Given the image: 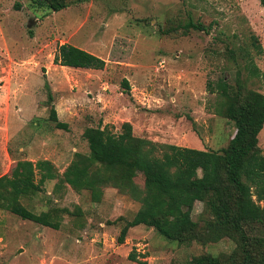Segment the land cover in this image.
Returning a JSON list of instances; mask_svg holds the SVG:
<instances>
[{
  "label": "rangeland",
  "instance_id": "374dc122",
  "mask_svg": "<svg viewBox=\"0 0 264 264\" xmlns=\"http://www.w3.org/2000/svg\"><path fill=\"white\" fill-rule=\"evenodd\" d=\"M68 2L66 9L53 12L33 0H0V176L33 156L16 154L24 135L37 134V127L50 140L47 153L58 149L65 155L59 160L62 168L54 165L57 176L73 160V148L88 154L81 136L88 122H76L69 132L56 129L48 117L52 102L46 72L56 65L54 54L64 43L105 60L103 79L114 86L107 104L112 108L121 98L131 109L134 136L154 142L218 151L235 132L233 123L217 114L223 103L218 82L223 79L230 91L240 86L264 94V58L254 47L264 49L260 0ZM190 23L203 30L188 27ZM123 81L130 91L119 97ZM68 91L81 90L72 85ZM115 120L116 125L111 123ZM120 124L112 117L106 126L118 133ZM259 146L264 155V127ZM34 181L39 182L37 174ZM57 182L45 181L41 191L20 202L35 214L54 212L58 230L0 210V264H190L207 256L237 264L245 258L238 235L211 239L204 226L211 216L201 202L194 203L191 213L200 228L195 239L169 240L140 225L130 228L119 244L125 220L140 203L113 188L103 189L100 202H92L88 191L56 187ZM250 235L264 236V226L254 224Z\"/></svg>",
  "mask_w": 264,
  "mask_h": 264
},
{
  "label": "trees",
  "instance_id": "16d2710c",
  "mask_svg": "<svg viewBox=\"0 0 264 264\" xmlns=\"http://www.w3.org/2000/svg\"><path fill=\"white\" fill-rule=\"evenodd\" d=\"M33 3L45 5L53 12L69 6L68 0H33ZM260 3L264 6V0ZM188 27L203 30L192 23ZM254 47L264 58V49L256 44ZM53 62L73 69L105 67L100 57L68 43L58 46ZM217 89L223 99L217 114L231 121L235 128L226 147L209 151L154 142L134 136L132 125L127 122L121 124L118 133L107 126L101 128L100 124L88 125L81 134L88 154L76 152L62 175L57 176L50 161L38 160L17 161L9 173L0 176V210L58 230V221L51 218L54 212L32 213L20 199L41 191L45 181L55 179L56 187L67 184L77 193L88 191L92 202L97 203L103 189L113 188L140 203V208L130 220H125L120 230L117 242L123 244L128 230L140 225L153 228L169 240L195 239L200 228L191 213L194 203L201 202L211 216L204 226L212 240L236 234L241 242L239 250L245 254L243 262L237 264H264V236L250 235L254 224L264 226V207L259 204L264 202V155L259 146V134L264 127V94L240 86L230 91L223 79ZM122 90L124 94L130 91L126 81L122 82ZM48 100L52 101L50 95ZM49 119L56 129L68 130L67 124L57 121L53 109ZM36 174L38 183L34 181ZM190 264L221 263L207 256Z\"/></svg>",
  "mask_w": 264,
  "mask_h": 264
},
{
  "label": "crops",
  "instance_id": "0c3cea01",
  "mask_svg": "<svg viewBox=\"0 0 264 264\" xmlns=\"http://www.w3.org/2000/svg\"><path fill=\"white\" fill-rule=\"evenodd\" d=\"M87 52L97 56V54L93 51ZM106 67L107 64L105 62V69ZM67 71L71 73L70 76L67 75ZM100 71H102L101 74H98ZM100 71L98 72L97 70L93 69H73L54 65L53 68H49V70L46 72L45 83L48 87L50 93L49 95L52 97L50 108L54 110L58 122L68 125V130L71 125L78 121L83 123L88 122L89 126H93L90 124L97 123V125L100 124L101 128H103L109 123V119L112 117H114V119H119L121 124L127 122L132 125L131 109L119 102L122 100L121 98L116 99L118 102L112 108L109 106V104H107L106 100H108L111 96L110 89L114 86L109 82L104 81L102 74L104 71ZM72 85L80 88L81 91H79V93L69 92L68 87H72ZM87 89L92 95V98H89ZM123 94L124 93L121 91L118 92L119 97H123ZM42 120L44 121L45 119ZM111 123H114L115 125L118 124L116 120ZM34 130L37 131V134H33L30 131L28 136L24 133L25 135L23 139L25 144L21 145L17 149L18 154L16 155L19 156L20 154L22 155V153L25 155L24 152H28L33 156L29 157L28 155L26 161L35 162L38 160H48L57 168H60L62 164L59 162V160L64 158L65 155L58 149L53 150L52 154L47 153V151L50 150L48 149V143L50 140L41 133L42 130H40L38 127ZM72 151L73 153H76L77 149L73 148ZM43 152L46 153L39 157L38 155L42 154Z\"/></svg>",
  "mask_w": 264,
  "mask_h": 264
}]
</instances>
